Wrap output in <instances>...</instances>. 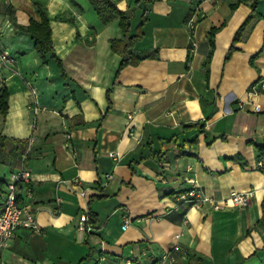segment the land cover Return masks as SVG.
I'll return each instance as SVG.
<instances>
[{
  "label": "crops",
  "instance_id": "1",
  "mask_svg": "<svg viewBox=\"0 0 264 264\" xmlns=\"http://www.w3.org/2000/svg\"><path fill=\"white\" fill-rule=\"evenodd\" d=\"M112 1L130 15L133 33L145 17L134 47L155 48V57L119 69L109 42L121 37L118 18L102 23L89 0H0V50L9 56L0 61L8 91L0 134L26 143L30 179L20 192L36 221L13 231L1 259L264 264V168L255 148L264 144V89H251L264 80V0L254 8L253 0ZM38 8L52 44L44 60L19 29L39 19ZM251 12L260 16L225 59ZM189 177L208 195L250 191V201L218 210L179 204ZM3 190L0 183V203ZM85 210L89 230L79 228Z\"/></svg>",
  "mask_w": 264,
  "mask_h": 264
},
{
  "label": "trees",
  "instance_id": "2",
  "mask_svg": "<svg viewBox=\"0 0 264 264\" xmlns=\"http://www.w3.org/2000/svg\"><path fill=\"white\" fill-rule=\"evenodd\" d=\"M93 8L95 9L100 21L102 23H107L113 18H118V25L121 29V37L120 38H110V47L113 51L117 52L121 59L119 63V69L122 68L126 64H135L142 59L147 57H155L157 55V50L155 48H146V49H137L134 47V43L140 36L142 35V23L145 20V17L141 18L139 24L136 27L134 33L131 31V17L125 11H122L117 8L116 4L112 0H89ZM256 0H253L251 7L254 6ZM231 4L230 6H233ZM254 8V7H253ZM39 14V19H30L28 24L20 25L19 29L25 31L29 34L30 38L33 40L34 47L36 51L39 53L41 58L44 60L45 56L48 52L51 53L52 44L50 37V28H49V20L46 12L41 11V9H37ZM260 16L258 13H249L243 22L236 29L232 42L227 49L225 54V59H227L231 52L234 49V43L238 41L245 27L249 24L253 17ZM217 30V27L212 26L208 31V44L209 48L206 53L205 59L202 64L205 67V78L208 76L209 71V61L214 48V33ZM58 66L61 68V64L57 61ZM8 108V91L7 88L3 85L0 88V114L4 116L6 114ZM189 126H198L199 123H191ZM196 139L190 140V144H194ZM255 148L257 150V156L261 160L260 168H264V144H255ZM26 149V143L23 139L9 137L0 134V164L8 167L9 173L18 167L23 165L22 156ZM190 153V152H189ZM188 153V154H189ZM190 155H192L190 153ZM7 180L0 175V183ZM22 184L20 185V189L22 188ZM185 190V189H184ZM180 202V203H179ZM181 204L183 201H179ZM129 264H143L139 261L137 257L132 256V261Z\"/></svg>",
  "mask_w": 264,
  "mask_h": 264
},
{
  "label": "built area",
  "instance_id": "3",
  "mask_svg": "<svg viewBox=\"0 0 264 264\" xmlns=\"http://www.w3.org/2000/svg\"><path fill=\"white\" fill-rule=\"evenodd\" d=\"M9 59L5 51L0 50V61L5 62ZM257 88L264 89V80L254 83L251 86L252 90ZM254 111L259 110V105L253 107ZM27 151L24 152L22 159H26ZM259 165L261 162L259 161ZM30 171L24 165L13 169L9 173L7 181L6 192L3 201L0 203V251L6 245L8 239L13 234V231L19 227L36 228V221L34 212L31 206L24 201V195L20 192V185L29 182ZM190 185L178 195L179 201L186 202L190 205L202 206L207 205L211 209H223L227 205L245 206L250 201V191L231 190L224 198H216L201 191V189L194 183L192 177H189ZM72 182L79 187L80 195L85 194V189L81 185L78 178H74ZM26 195L30 196L29 188L26 189ZM91 216L87 210L79 214V228L83 230L91 229ZM130 222L129 216L123 217L124 227L128 226ZM166 255H162L165 257ZM132 261V256H127L123 259L124 264H129ZM0 264H5L0 257ZM96 264H105V257H99Z\"/></svg>",
  "mask_w": 264,
  "mask_h": 264
},
{
  "label": "rangeland",
  "instance_id": "4",
  "mask_svg": "<svg viewBox=\"0 0 264 264\" xmlns=\"http://www.w3.org/2000/svg\"><path fill=\"white\" fill-rule=\"evenodd\" d=\"M136 30V29H135ZM1 167H2V165L0 164V173L2 174V172H1ZM3 176H4V178L8 181V178H9V170H8V167H6L5 169H4V174H3ZM2 186H3V193H2V195L4 194L5 195V192H6V181H3V183H2Z\"/></svg>",
  "mask_w": 264,
  "mask_h": 264
}]
</instances>
